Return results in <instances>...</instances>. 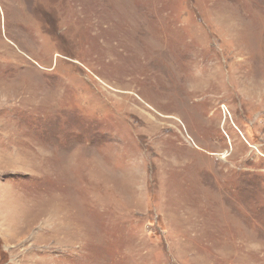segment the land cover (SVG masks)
<instances>
[{
	"label": "rangeland",
	"instance_id": "rangeland-1",
	"mask_svg": "<svg viewBox=\"0 0 264 264\" xmlns=\"http://www.w3.org/2000/svg\"><path fill=\"white\" fill-rule=\"evenodd\" d=\"M0 264H264V0H0Z\"/></svg>",
	"mask_w": 264,
	"mask_h": 264
}]
</instances>
